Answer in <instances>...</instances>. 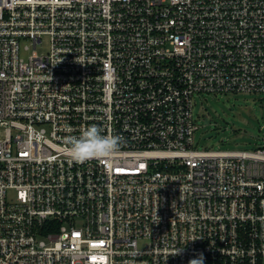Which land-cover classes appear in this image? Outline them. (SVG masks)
Instances as JSON below:
<instances>
[{
	"label": "built area",
	"instance_id": "obj_1",
	"mask_svg": "<svg viewBox=\"0 0 264 264\" xmlns=\"http://www.w3.org/2000/svg\"><path fill=\"white\" fill-rule=\"evenodd\" d=\"M257 92L264 0H0V264H264V134L195 141L196 95Z\"/></svg>",
	"mask_w": 264,
	"mask_h": 264
},
{
	"label": "rangeland",
	"instance_id": "obj_2",
	"mask_svg": "<svg viewBox=\"0 0 264 264\" xmlns=\"http://www.w3.org/2000/svg\"><path fill=\"white\" fill-rule=\"evenodd\" d=\"M198 148L254 149L264 134V94L224 93L195 96Z\"/></svg>",
	"mask_w": 264,
	"mask_h": 264
},
{
	"label": "clouds",
	"instance_id": "obj_3",
	"mask_svg": "<svg viewBox=\"0 0 264 264\" xmlns=\"http://www.w3.org/2000/svg\"><path fill=\"white\" fill-rule=\"evenodd\" d=\"M116 143L115 136L110 137L102 134L96 124H89L81 129L79 136L71 139L69 155L75 160L102 157L112 152L116 147ZM188 264H203L202 255L190 259Z\"/></svg>",
	"mask_w": 264,
	"mask_h": 264
}]
</instances>
